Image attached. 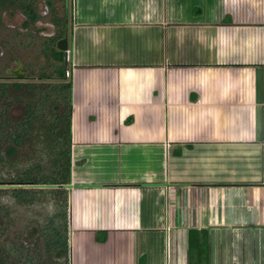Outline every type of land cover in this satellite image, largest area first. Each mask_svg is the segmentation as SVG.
Segmentation results:
<instances>
[{"label": "crops", "instance_id": "obj_1", "mask_svg": "<svg viewBox=\"0 0 264 264\" xmlns=\"http://www.w3.org/2000/svg\"><path fill=\"white\" fill-rule=\"evenodd\" d=\"M72 8L70 264H264V0Z\"/></svg>", "mask_w": 264, "mask_h": 264}, {"label": "trees", "instance_id": "obj_2", "mask_svg": "<svg viewBox=\"0 0 264 264\" xmlns=\"http://www.w3.org/2000/svg\"><path fill=\"white\" fill-rule=\"evenodd\" d=\"M9 4H15V0H0L1 6ZM46 5L52 7V2L48 0ZM20 6L28 23L39 20V13L30 2L22 0ZM52 22L60 30L55 36L47 38L43 50L59 63L53 65L52 72H40L36 74L40 79L36 80L0 81V164L15 166L23 149H30L33 142H37L38 150H41L38 164L17 171L9 181L0 179V188H10L14 202L20 205L32 204L38 192L50 193L55 200L56 210L38 229L43 245L42 254L49 258L51 264H70L66 187L70 183L71 170L72 84L69 76L63 79L67 69L63 64L65 53L55 49L56 40L64 33V16L54 17ZM48 75L58 79L48 80ZM43 79L48 81H37ZM17 241L20 245L8 244L0 249V264H4L5 258H11L13 254L18 256H14L16 264L20 263L18 259L25 264H36L40 253L38 243L32 242L37 240L30 241L33 248L30 245L25 248L21 239ZM187 242L189 264H206L208 233L205 230H190Z\"/></svg>", "mask_w": 264, "mask_h": 264}, {"label": "rangeland", "instance_id": "obj_3", "mask_svg": "<svg viewBox=\"0 0 264 264\" xmlns=\"http://www.w3.org/2000/svg\"><path fill=\"white\" fill-rule=\"evenodd\" d=\"M21 1L15 0V4H9L6 7L0 5V76L7 75L9 69L16 68L15 61L21 63L23 71L31 73L33 76H37L36 74L40 72H52L53 65H58L59 63L55 62L50 53L46 54L43 51L47 38L58 34L60 30L52 22V19L67 14L70 27L73 0H49L52 2V7L46 5L48 0H25V3L27 1L30 2L40 15L39 20L33 24L27 22L24 10L20 6ZM69 65L70 59L68 57V70ZM37 81L46 82L48 80ZM33 143L30 149H26L27 147L23 149L18 164L15 166L7 165V163L0 164L1 180L9 181L16 176L17 171L39 163L41 150H38L37 142ZM34 150L36 154H34ZM38 193L36 200L32 204L20 205L14 202L10 188H0V249H4L8 244L20 245L17 241L18 239L23 240L25 248L29 247V245L32 247L30 241L36 239L37 241L32 242L38 243L36 245H38L37 249L38 253H40L39 258L35 260V262L37 261L36 264H51L49 258L42 254L43 245L38 229L45 225L46 219L56 210L55 200L50 193ZM69 219L70 214L67 204L68 225ZM187 244L184 243L186 248H188ZM13 255L18 257L15 254ZM14 256L5 258L6 262L4 264H16ZM18 262H20L18 264H25L22 259H18Z\"/></svg>", "mask_w": 264, "mask_h": 264}, {"label": "water", "instance_id": "obj_4", "mask_svg": "<svg viewBox=\"0 0 264 264\" xmlns=\"http://www.w3.org/2000/svg\"><path fill=\"white\" fill-rule=\"evenodd\" d=\"M68 48H69V29H68V16L66 14V27H65L64 35L56 41V49L66 53ZM15 63L17 67L14 69H9L7 71L8 73L7 75L0 76V81H11V80L28 81V80L40 79V77L29 76L26 71H23L21 63L19 61H15ZM66 67H67V57L65 56V68ZM67 77H68V74L66 70L63 79H66ZM46 78L48 80L58 79L57 77H53L49 75Z\"/></svg>", "mask_w": 264, "mask_h": 264}, {"label": "built area", "instance_id": "obj_5", "mask_svg": "<svg viewBox=\"0 0 264 264\" xmlns=\"http://www.w3.org/2000/svg\"><path fill=\"white\" fill-rule=\"evenodd\" d=\"M66 57H67V60H68V57L70 55V48H68L67 52L65 53ZM67 74H68V71H67Z\"/></svg>", "mask_w": 264, "mask_h": 264}, {"label": "flooded vegetation", "instance_id": "obj_6", "mask_svg": "<svg viewBox=\"0 0 264 264\" xmlns=\"http://www.w3.org/2000/svg\"><path fill=\"white\" fill-rule=\"evenodd\" d=\"M65 27H66V15L64 16V31H65ZM63 35H64V33H63ZM53 36H55V35H53ZM53 36H50V37H53Z\"/></svg>", "mask_w": 264, "mask_h": 264}, {"label": "clouds", "instance_id": "obj_7", "mask_svg": "<svg viewBox=\"0 0 264 264\" xmlns=\"http://www.w3.org/2000/svg\"><path fill=\"white\" fill-rule=\"evenodd\" d=\"M64 59H65V56H64ZM68 61V60H67ZM67 68V67H66ZM68 71V69H66Z\"/></svg>", "mask_w": 264, "mask_h": 264}]
</instances>
